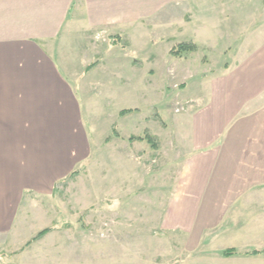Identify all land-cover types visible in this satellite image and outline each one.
Returning <instances> with one entry per match:
<instances>
[{"label": "rangeland", "instance_id": "374dc122", "mask_svg": "<svg viewBox=\"0 0 264 264\" xmlns=\"http://www.w3.org/2000/svg\"><path fill=\"white\" fill-rule=\"evenodd\" d=\"M226 1L170 4L105 32L67 25L56 46L81 87L87 156L39 202L51 231L19 250L3 239L0 264H264V201L240 208L187 190L204 83L264 48V0Z\"/></svg>", "mask_w": 264, "mask_h": 264}, {"label": "crops", "instance_id": "0c3cea01", "mask_svg": "<svg viewBox=\"0 0 264 264\" xmlns=\"http://www.w3.org/2000/svg\"><path fill=\"white\" fill-rule=\"evenodd\" d=\"M185 2L214 9L231 4L0 0V247L7 239L19 250L49 229V211L39 202L53 196L56 185L87 156L81 87L67 74L68 65L56 46L67 25L80 33L95 27L105 32L115 25L140 23L143 17H160L170 4ZM234 5L241 6L236 1ZM252 56L253 60L230 66L217 79L205 82L203 97L194 102L199 110L194 107L186 138L193 154L187 190L195 197L189 199L240 202V208L242 202L264 201V48ZM253 205L250 209L258 210ZM38 212L45 218L29 219V213ZM257 226L252 222L246 232H257Z\"/></svg>", "mask_w": 264, "mask_h": 264}, {"label": "trees", "instance_id": "16d2710c", "mask_svg": "<svg viewBox=\"0 0 264 264\" xmlns=\"http://www.w3.org/2000/svg\"><path fill=\"white\" fill-rule=\"evenodd\" d=\"M125 113H127L126 111L125 112H123V114H125ZM51 231V229H45V230H43L42 232H40L39 234H38V236L36 237V239H39V238H41V237H43L45 234H47V233H49ZM232 253V252H231ZM231 253H229V255H231ZM259 252H255V253H253V254H258Z\"/></svg>", "mask_w": 264, "mask_h": 264}]
</instances>
